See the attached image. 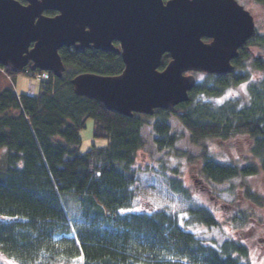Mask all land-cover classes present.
I'll return each instance as SVG.
<instances>
[{
	"label": "trees",
	"instance_id": "16d2710c",
	"mask_svg": "<svg viewBox=\"0 0 264 264\" xmlns=\"http://www.w3.org/2000/svg\"><path fill=\"white\" fill-rule=\"evenodd\" d=\"M263 3L264 0H254ZM54 15V10L46 11ZM233 61L228 74H204L190 99L173 109L132 117L105 109L74 92L80 72L116 75L124 68L110 51L63 47L62 77L41 81L38 95L0 91V256L11 264H249L247 246L227 239L208 243L184 229L169 209H131L138 196L136 155L144 147L142 129L155 132L159 149H171L170 115L192 140L247 136L255 163L222 162L205 157L203 175L216 183L264 171V29L257 30ZM170 60L163 56L162 68ZM6 71L14 74L9 69ZM95 120V136L105 147L80 152V131ZM176 193H187L181 180L168 179ZM246 196L262 203L250 189ZM78 206L68 216L65 200ZM123 209V211H121ZM201 224L216 226L205 207L190 210ZM247 223L244 215H238ZM2 264V263H0Z\"/></svg>",
	"mask_w": 264,
	"mask_h": 264
},
{
	"label": "water",
	"instance_id": "95a60500",
	"mask_svg": "<svg viewBox=\"0 0 264 264\" xmlns=\"http://www.w3.org/2000/svg\"><path fill=\"white\" fill-rule=\"evenodd\" d=\"M23 1L0 0V64L62 77L63 47L120 54L121 73L80 72L71 83L77 95L128 117L187 102L197 73L233 72L240 49L257 33L238 0ZM166 53L171 59L160 69Z\"/></svg>",
	"mask_w": 264,
	"mask_h": 264
},
{
	"label": "rangeland",
	"instance_id": "374dc122",
	"mask_svg": "<svg viewBox=\"0 0 264 264\" xmlns=\"http://www.w3.org/2000/svg\"><path fill=\"white\" fill-rule=\"evenodd\" d=\"M254 15L257 30L264 29V4L254 0H240ZM197 80L204 74H197ZM42 77V79H41ZM50 72H23L11 76L0 67V91L11 86L19 94L38 95L41 81L48 80ZM155 116L149 117L154 121ZM171 133L176 143L171 149H159L155 142V132L151 126L142 129L145 145L136 155L138 196L131 209L154 211L169 209L177 222L186 230L208 243H222L234 239L244 243L249 251L244 261L249 264L264 262V171L216 183L207 179L201 165L205 157L222 162L236 161L240 164L255 163L258 159L251 152L252 142L247 136L233 137L228 140L208 139L194 142L191 134L170 115ZM80 152L89 151L93 145L105 147L108 137L95 136V120L88 118L81 129ZM1 154V150H0ZM181 180L187 193H176L168 179ZM255 191L262 203L246 196V190ZM68 216L78 214V206L73 199L65 200ZM208 208L217 220L216 226H208L195 221L191 209ZM244 215L247 223L239 222L238 215ZM0 263L9 264L0 256Z\"/></svg>",
	"mask_w": 264,
	"mask_h": 264
},
{
	"label": "flooded vegetation",
	"instance_id": "af4514ba",
	"mask_svg": "<svg viewBox=\"0 0 264 264\" xmlns=\"http://www.w3.org/2000/svg\"><path fill=\"white\" fill-rule=\"evenodd\" d=\"M56 14H57V13H56ZM56 14H54V15H56ZM114 44H115V46H117V47H121V42H119V41L114 42ZM87 49H94V48H87ZM95 50H98V49H95ZM102 51H103V50H102ZM113 53H115V52H113ZM115 54H117V53H115ZM117 55L121 57L120 54H117ZM121 59H122V57H121ZM122 61H123V59H122ZM123 64H124V62H123ZM122 71H123V70H122Z\"/></svg>",
	"mask_w": 264,
	"mask_h": 264
},
{
	"label": "snow or ice",
	"instance_id": "6c2138e0",
	"mask_svg": "<svg viewBox=\"0 0 264 264\" xmlns=\"http://www.w3.org/2000/svg\"><path fill=\"white\" fill-rule=\"evenodd\" d=\"M121 211H123V209ZM9 264H11V262H9ZM262 264H264V262H262Z\"/></svg>",
	"mask_w": 264,
	"mask_h": 264
}]
</instances>
